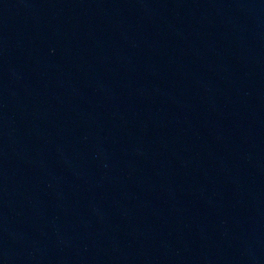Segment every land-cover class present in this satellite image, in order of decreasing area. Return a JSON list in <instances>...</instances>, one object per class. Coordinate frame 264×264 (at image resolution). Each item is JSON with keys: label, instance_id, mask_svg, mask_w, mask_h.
I'll return each instance as SVG.
<instances>
[{"label": "water", "instance_id": "water-1", "mask_svg": "<svg viewBox=\"0 0 264 264\" xmlns=\"http://www.w3.org/2000/svg\"><path fill=\"white\" fill-rule=\"evenodd\" d=\"M0 264H264V0H0Z\"/></svg>", "mask_w": 264, "mask_h": 264}]
</instances>
